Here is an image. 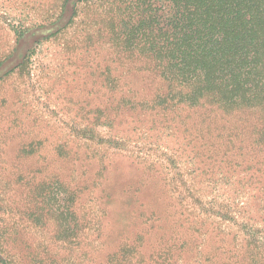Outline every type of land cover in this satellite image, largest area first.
<instances>
[{"label": "rangeland", "instance_id": "obj_1", "mask_svg": "<svg viewBox=\"0 0 264 264\" xmlns=\"http://www.w3.org/2000/svg\"><path fill=\"white\" fill-rule=\"evenodd\" d=\"M129 3L0 0V168L87 188L115 220L109 250L139 237L180 264H264L263 110L181 103L125 50Z\"/></svg>", "mask_w": 264, "mask_h": 264}, {"label": "trees", "instance_id": "obj_2", "mask_svg": "<svg viewBox=\"0 0 264 264\" xmlns=\"http://www.w3.org/2000/svg\"><path fill=\"white\" fill-rule=\"evenodd\" d=\"M129 1L119 6L117 26L125 50L146 57V67L180 89L181 103L264 114V0ZM258 135L264 143V121ZM0 158L3 165L4 153ZM42 174L0 168V264H180L184 258L167 249L145 253L139 237L109 250L103 233L115 221L109 206L97 215L81 204L87 188Z\"/></svg>", "mask_w": 264, "mask_h": 264}]
</instances>
